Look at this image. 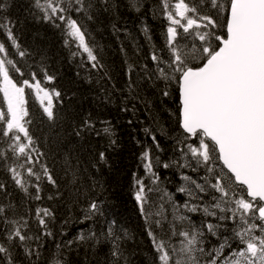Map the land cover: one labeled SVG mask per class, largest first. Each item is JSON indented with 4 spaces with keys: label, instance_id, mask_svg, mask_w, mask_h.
I'll list each match as a JSON object with an SVG mask.
<instances>
[{
    "label": "snow or ice",
    "instance_id": "snow-or-ice-1",
    "mask_svg": "<svg viewBox=\"0 0 264 264\" xmlns=\"http://www.w3.org/2000/svg\"><path fill=\"white\" fill-rule=\"evenodd\" d=\"M130 3L138 7L135 0ZM31 5L34 16L61 30L65 46L75 48L72 56L80 57L81 66L95 74L98 83L105 77L111 80L109 67L89 39L87 22L112 11L113 0H31ZM6 9L7 4L0 0V33L10 45L0 41V168L13 188L30 200H41L44 183L58 190L48 197L50 200L61 195V182L77 200L87 194L83 220H96L104 215L99 199L104 186L90 170L99 172L108 164L106 153L94 151L85 162L78 153L64 151L61 168L56 169L52 153L62 151L65 140L59 133L43 139L37 134L39 124L36 131L30 130L33 119L27 97L30 91L39 102V123L46 117L51 132L59 126L54 99L59 100L61 92L43 86L55 81L47 68L29 67L25 72L12 58L15 55L23 60L27 52L21 48L14 33L15 22ZM160 13L168 21L166 52L161 49V55L153 50L150 59L155 67L145 65L141 70L151 86L160 88L162 97L170 98L169 89L176 85L178 126L182 130L178 143L183 145L180 152L184 161L176 163L193 171L203 168L205 175L203 183L182 176L194 187L178 189L189 200L182 206L173 202L169 220L164 202L171 201V195L162 192L159 207L152 202L150 194L161 191L154 187L159 177L153 171L150 150L141 154L145 177L133 174L134 199L156 260L158 264H264V0H161ZM133 70L128 64L127 87L130 98L137 99L133 84L139 87L142 77L137 73L133 80ZM93 129L94 122L84 117L73 126L72 134L83 139ZM145 132L151 135L148 129ZM103 133L112 135L108 127ZM152 139L155 141V136ZM145 178H150L151 185ZM86 179L93 183L86 185ZM11 197L8 183L0 182V264H39L43 239L53 235L50 223L54 214L39 205L34 211L22 210ZM205 197L210 200L203 202ZM186 213H202L212 220L203 219L197 225ZM153 224L161 229L159 234ZM209 236L218 243L209 247ZM127 238L115 220H108L99 231L90 229L66 240L63 246L57 244L48 264H70L60 251L62 247L71 251L74 245L95 248L102 244L109 246L105 264H128L122 246Z\"/></svg>",
    "mask_w": 264,
    "mask_h": 264
},
{
    "label": "trees",
    "instance_id": "trees-1",
    "mask_svg": "<svg viewBox=\"0 0 264 264\" xmlns=\"http://www.w3.org/2000/svg\"><path fill=\"white\" fill-rule=\"evenodd\" d=\"M3 2L7 4V15L15 22L14 33L21 48L27 52L23 60L15 55L12 58L19 62L18 66L25 72L29 67L37 70L41 66L47 68L49 74L55 76V81L43 86L61 92L59 100L54 99V110L60 114V122L51 132L46 117L43 118V124L39 123L42 115L39 102L30 91L27 97V107L33 119L30 130L36 131V125L39 124L40 131L37 134L43 139L47 140L54 133H59L65 140L66 146H61L62 151L52 153L56 169L61 168L63 152L68 150L73 155L78 153L85 162L98 150H104L108 159V164L102 166L99 172L90 170L104 186L103 195L99 196L103 201L101 207L104 215L97 216L96 220H83L87 194L80 195L77 200L73 191L61 182V195L50 200L48 197L54 196L58 190L44 183L41 200H30L22 191L13 188L9 177L0 168V182L8 183L13 203L20 205L22 210L31 208L33 211L39 205L50 208L54 214V220L50 223L53 235L43 239L44 247L41 249L39 264H48L49 256L57 252V244L63 246L66 240L75 239L81 232L87 234L90 229L99 231L108 220H115L128 234V238L122 241L128 264H158L144 217L134 199L133 174L145 177L141 154L150 150L154 162L153 171L159 177L154 187L161 191L150 194L152 202L159 207L163 202L160 200L162 192L171 195V201L165 198L167 202H164L169 220L172 218V203L182 206L189 200L185 193L178 191L181 186L189 185L182 176L187 175L203 183L201 177L205 175L203 168L193 171L191 167L181 168L176 163H184L180 152L183 145L178 143L182 139V130L178 126L176 85L169 89L170 98L162 97L160 88L151 86L141 70L145 65L148 69L155 67L150 59L153 50L163 55L160 50L165 45L168 21L160 13L161 0H135L138 7L132 6L130 0H113L112 11L102 12L94 21L87 22L91 34L89 39L110 69L111 80L105 77L99 83L95 74L90 75L81 66L80 57L72 56L75 48L70 50L65 46L61 30L32 14L34 9L31 0ZM0 41L10 46L3 33H0ZM11 51L14 52V49ZM164 51L166 52V48ZM128 64L133 65V80H136L137 73L142 77L139 87L133 84L134 91L138 93L137 99L129 96ZM14 75L19 79L18 74ZM160 87H163L162 83ZM0 107H3L2 95ZM84 117H89L94 122L95 129L80 139L72 134V128ZM102 121L105 123H101ZM105 127L111 129L110 137L103 133ZM152 136H155V141ZM112 140H115L114 145L111 144ZM165 163L170 166L164 168ZM84 175L88 176L87 173ZM85 183L90 186L93 181L86 179ZM145 183L151 185L150 178H145ZM29 191L34 189L30 188ZM81 191L84 192V189ZM208 200L210 197H205L203 202ZM186 214L197 225L203 219L212 220L211 217L205 218L202 213ZM152 227L158 234L161 232L154 224ZM164 228L167 229V224ZM33 229L36 230L34 221ZM208 239L211 242L209 247L218 243L214 237L209 236ZM108 247L107 244L95 248L74 245L71 251L63 247L60 251L65 253L70 264H105Z\"/></svg>",
    "mask_w": 264,
    "mask_h": 264
},
{
    "label": "rangeland",
    "instance_id": "rangeland-1",
    "mask_svg": "<svg viewBox=\"0 0 264 264\" xmlns=\"http://www.w3.org/2000/svg\"><path fill=\"white\" fill-rule=\"evenodd\" d=\"M180 31H182V30H180ZM193 163V166H195V162L193 161L192 162ZM188 187H194L193 185H191L190 183H189V185H187Z\"/></svg>",
    "mask_w": 264,
    "mask_h": 264
},
{
    "label": "bare ground",
    "instance_id": "bare-ground-1",
    "mask_svg": "<svg viewBox=\"0 0 264 264\" xmlns=\"http://www.w3.org/2000/svg\"><path fill=\"white\" fill-rule=\"evenodd\" d=\"M163 49H165V45H164Z\"/></svg>",
    "mask_w": 264,
    "mask_h": 264
}]
</instances>
